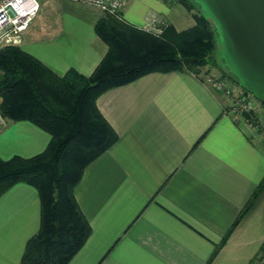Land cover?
<instances>
[{
	"label": "crops",
	"instance_id": "obj_1",
	"mask_svg": "<svg viewBox=\"0 0 264 264\" xmlns=\"http://www.w3.org/2000/svg\"><path fill=\"white\" fill-rule=\"evenodd\" d=\"M100 12L54 0L50 21L22 35L21 49L57 75H89L106 52L94 33ZM174 30L191 27L176 1L127 0L126 22L150 16ZM100 114L117 140L82 170L73 188L90 234L66 264H247L264 241V188L234 222L264 175V143L225 113L227 100L191 73L150 72L100 93ZM49 141L26 120L0 128V158L29 157ZM36 190L15 183L0 195V264H19L38 228Z\"/></svg>",
	"mask_w": 264,
	"mask_h": 264
},
{
	"label": "trees",
	"instance_id": "obj_2",
	"mask_svg": "<svg viewBox=\"0 0 264 264\" xmlns=\"http://www.w3.org/2000/svg\"><path fill=\"white\" fill-rule=\"evenodd\" d=\"M177 1L194 20L181 31L160 19L161 31L154 34L126 22L120 12L118 16L100 12L93 29L106 52L87 76L71 68L57 75L20 46L0 48V115L10 121H29L49 135L37 154L0 158V195L21 182L32 186L38 197V228L27 238L19 264H66L90 234L73 188L84 167L117 140L96 108L100 93L150 72L170 71L191 73L201 81L216 71L215 77L239 87L215 61L211 22L192 0ZM244 118L249 121L247 114ZM263 188L264 175L210 258Z\"/></svg>",
	"mask_w": 264,
	"mask_h": 264
},
{
	"label": "water",
	"instance_id": "obj_3",
	"mask_svg": "<svg viewBox=\"0 0 264 264\" xmlns=\"http://www.w3.org/2000/svg\"><path fill=\"white\" fill-rule=\"evenodd\" d=\"M192 1L212 24L224 67L264 103V0Z\"/></svg>",
	"mask_w": 264,
	"mask_h": 264
},
{
	"label": "built area",
	"instance_id": "obj_4",
	"mask_svg": "<svg viewBox=\"0 0 264 264\" xmlns=\"http://www.w3.org/2000/svg\"><path fill=\"white\" fill-rule=\"evenodd\" d=\"M79 4L95 8L99 12L118 16L122 6L127 0H71ZM176 2L177 0H162ZM39 9L38 0H0V48L5 46H19L22 35ZM160 19L150 16L146 27L147 31L159 34L161 29L157 26ZM204 83L210 85L213 92L222 95L227 100L225 113L233 118L250 125L260 140L264 143L263 120L253 112L252 97L233 95L231 83L226 78L206 76ZM248 115L249 121L244 116ZM5 125V118L0 115V128ZM247 264H264V241L256 256Z\"/></svg>",
	"mask_w": 264,
	"mask_h": 264
},
{
	"label": "rangeland",
	"instance_id": "obj_5",
	"mask_svg": "<svg viewBox=\"0 0 264 264\" xmlns=\"http://www.w3.org/2000/svg\"><path fill=\"white\" fill-rule=\"evenodd\" d=\"M38 2H39V9L28 26L30 31L37 29L39 25L43 23L45 20L50 21L52 19L51 10L54 0H38ZM213 55L218 67H220L222 71L228 73L227 69L224 67L219 57L217 45L215 46ZM211 73L213 74V76H216L218 74L216 71H212ZM231 87H232L233 95L245 96L239 87H236L234 85H231ZM252 99L253 100L251 104H252L253 112H255V114L258 115V117H260L263 120V125H264V106L260 105L258 100L254 99L253 97Z\"/></svg>",
	"mask_w": 264,
	"mask_h": 264
}]
</instances>
